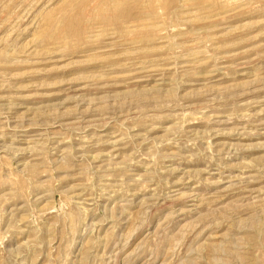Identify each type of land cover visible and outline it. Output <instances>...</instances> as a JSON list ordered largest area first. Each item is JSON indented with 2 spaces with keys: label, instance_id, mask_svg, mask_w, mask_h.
Returning a JSON list of instances; mask_svg holds the SVG:
<instances>
[{
  "label": "rangeland",
  "instance_id": "rangeland-1",
  "mask_svg": "<svg viewBox=\"0 0 264 264\" xmlns=\"http://www.w3.org/2000/svg\"><path fill=\"white\" fill-rule=\"evenodd\" d=\"M0 264H264V0H0Z\"/></svg>",
  "mask_w": 264,
  "mask_h": 264
}]
</instances>
